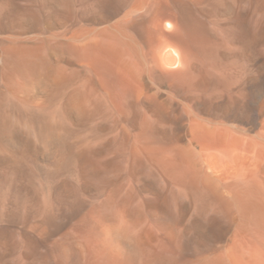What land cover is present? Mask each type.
I'll return each instance as SVG.
<instances>
[{"label":"bare ground","instance_id":"bare-ground-1","mask_svg":"<svg viewBox=\"0 0 264 264\" xmlns=\"http://www.w3.org/2000/svg\"><path fill=\"white\" fill-rule=\"evenodd\" d=\"M0 264H264V0H0Z\"/></svg>","mask_w":264,"mask_h":264}]
</instances>
